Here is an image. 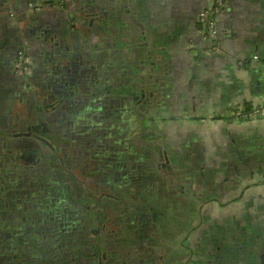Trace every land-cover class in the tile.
<instances>
[{
  "label": "flooded vegetation",
  "instance_id": "obj_1",
  "mask_svg": "<svg viewBox=\"0 0 264 264\" xmlns=\"http://www.w3.org/2000/svg\"><path fill=\"white\" fill-rule=\"evenodd\" d=\"M2 4L0 264H161L163 241L180 247L181 264H211L209 252L189 245L188 232L171 231L165 223L162 233L156 209L129 213L135 201L145 202L139 185L125 180L116 189V177L130 168L159 180L152 165L129 168L122 157L132 139L154 144L140 133L152 132L160 94L145 74L133 72V66L150 70L149 64L131 55L125 61L127 40L113 31L111 13L88 0H74L71 11L67 0H27L23 9L12 1ZM46 10L59 17L36 22ZM207 43L206 55L219 53ZM109 59L116 65L103 72ZM106 74L110 82H100ZM167 158L156 167L169 170L163 174L174 195L181 176L170 172ZM197 213L191 229L203 222Z\"/></svg>",
  "mask_w": 264,
  "mask_h": 264
},
{
  "label": "crops",
  "instance_id": "obj_2",
  "mask_svg": "<svg viewBox=\"0 0 264 264\" xmlns=\"http://www.w3.org/2000/svg\"><path fill=\"white\" fill-rule=\"evenodd\" d=\"M4 1L23 9L27 0ZM73 1L67 0V10H72ZM88 1L111 13L113 31L121 30L127 40L125 61L131 55L149 64L150 70L133 66V72L145 74L148 85L160 94L159 107L151 116L152 132L140 133L154 144L132 139L122 157L129 168L152 165V176L156 172L159 180L148 177L147 170L135 174L133 168L115 176L116 189L126 185L125 180L139 185V199L145 202L135 201L129 213L156 209L162 233L164 228L188 232L189 245L209 252L211 264H264V115L240 120L229 116L264 105V0L228 1L218 15L221 51L214 55L204 53L208 43L197 21L199 12L211 7L213 0ZM57 17L52 10L35 16L36 22ZM62 27L68 32L67 24ZM1 28L0 22L3 35ZM137 42L143 44L131 48L130 43ZM115 65L109 59L103 72ZM106 76L100 82L109 83ZM212 114L225 116L202 119ZM130 132L135 131L130 128ZM165 155L170 172L181 176L174 183V195V188L167 185L170 178L163 174L169 170L156 167L166 161ZM198 210L203 222L191 229ZM164 243L159 244V262L181 264L180 247Z\"/></svg>",
  "mask_w": 264,
  "mask_h": 264
},
{
  "label": "built area",
  "instance_id": "obj_3",
  "mask_svg": "<svg viewBox=\"0 0 264 264\" xmlns=\"http://www.w3.org/2000/svg\"><path fill=\"white\" fill-rule=\"evenodd\" d=\"M229 0H213V4L211 7H207L204 9L200 15L199 19L202 23L204 29V35L207 42L210 43L209 50L214 52H220L221 47L217 32V16L220 11L225 8ZM240 64L243 65V61L240 59ZM264 115V105H256L252 106V108L245 112L244 109L237 110L236 112H230L229 116L232 120H240L244 118H255Z\"/></svg>",
  "mask_w": 264,
  "mask_h": 264
},
{
  "label": "trees",
  "instance_id": "obj_4",
  "mask_svg": "<svg viewBox=\"0 0 264 264\" xmlns=\"http://www.w3.org/2000/svg\"><path fill=\"white\" fill-rule=\"evenodd\" d=\"M247 108H248V109H247ZM247 108H245V112H248V110L251 109V107H247Z\"/></svg>",
  "mask_w": 264,
  "mask_h": 264
}]
</instances>
